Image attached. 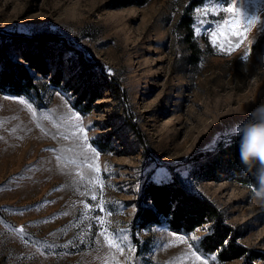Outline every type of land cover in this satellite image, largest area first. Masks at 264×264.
Listing matches in <instances>:
<instances>
[{
    "label": "rangeland",
    "instance_id": "1",
    "mask_svg": "<svg viewBox=\"0 0 264 264\" xmlns=\"http://www.w3.org/2000/svg\"><path fill=\"white\" fill-rule=\"evenodd\" d=\"M119 1L0 0V32L74 50L47 46L63 53L47 60L49 74L63 67L61 86L33 72L36 92H0V264H241L198 248L208 224L175 233L136 222L143 183L168 180L167 165L264 253V199L188 161L264 120V0ZM75 51L121 89L104 88L88 112L73 106L85 87L68 70L79 69Z\"/></svg>",
    "mask_w": 264,
    "mask_h": 264
},
{
    "label": "trees",
    "instance_id": "2",
    "mask_svg": "<svg viewBox=\"0 0 264 264\" xmlns=\"http://www.w3.org/2000/svg\"><path fill=\"white\" fill-rule=\"evenodd\" d=\"M119 1V0H118ZM150 0H120L119 7L128 5H144ZM186 23V39L191 42L192 19L183 17ZM55 43V44H53ZM64 45L66 51L73 50L63 43L60 37L42 36L33 39L24 35H9L0 32V92L11 95H23L36 92V77L33 72L47 76L50 72L51 60H62L63 53L59 50L50 52L48 45ZM192 46V43L190 44ZM74 51V50H73ZM19 55L21 62L8 58L9 53ZM75 53H77L75 51ZM79 72L74 67H68L72 79L76 78L85 85L79 98L74 102V108L88 112L91 104L101 98L102 90L107 88L113 92L121 91L117 83L109 80L103 72L91 73L93 63L88 62L83 55L77 53ZM61 63V62H60ZM55 64V69L49 77L54 87L65 82L63 67ZM66 83V82H65ZM77 88V87H76ZM85 97L87 105L81 107ZM264 125V120L245 128L240 134L221 137L215 150L197 152L188 159L189 162L204 160L201 172L208 180L232 178L251 191H257L259 184L256 179L258 165L249 170L241 162V142L244 133L253 127ZM171 176L168 180L155 182L146 180L138 198L136 222L141 227L150 224H166L175 233H191L208 224V231L203 235L198 248L206 254H214L220 263L242 259L241 264L264 262V253L250 249L239 242L240 233L237 228L227 224L224 214L211 201L193 193L183 182L176 165H167ZM264 199V198H263ZM151 201V204L148 202Z\"/></svg>",
    "mask_w": 264,
    "mask_h": 264
},
{
    "label": "clouds",
    "instance_id": "3",
    "mask_svg": "<svg viewBox=\"0 0 264 264\" xmlns=\"http://www.w3.org/2000/svg\"><path fill=\"white\" fill-rule=\"evenodd\" d=\"M241 162L251 170L258 165L256 175L259 189L255 195L264 198V125L248 129L241 142Z\"/></svg>",
    "mask_w": 264,
    "mask_h": 264
},
{
    "label": "snow or ice",
    "instance_id": "4",
    "mask_svg": "<svg viewBox=\"0 0 264 264\" xmlns=\"http://www.w3.org/2000/svg\"><path fill=\"white\" fill-rule=\"evenodd\" d=\"M224 11H225V12H229V13H231V12L233 11V9L230 8V7H224ZM248 23H249V24H252V23H254V21H253V20H250V21H248ZM240 27H241V24H240L239 21H235V22H233L232 25H231V28H232V34H233V35H236V36H241V37L245 36V32H244V31H239V30H238V29H240ZM253 42H254V41H253ZM241 43H243V41H241ZM251 43H252V42H250V44H249V49H251ZM239 47H240V44H237V45H236V48H239ZM94 199H95V198H94ZM148 203L151 204V201H149ZM133 207H135V205H133Z\"/></svg>",
    "mask_w": 264,
    "mask_h": 264
}]
</instances>
